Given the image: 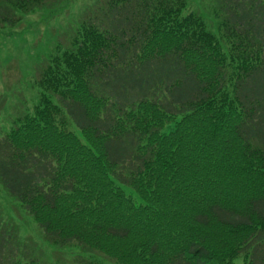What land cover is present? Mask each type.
Segmentation results:
<instances>
[{
  "label": "trees",
  "instance_id": "trees-1",
  "mask_svg": "<svg viewBox=\"0 0 264 264\" xmlns=\"http://www.w3.org/2000/svg\"><path fill=\"white\" fill-rule=\"evenodd\" d=\"M62 2L0 0V27ZM221 4L212 29L187 0H100L56 43L0 136V264H44L24 215L115 264H264V6Z\"/></svg>",
  "mask_w": 264,
  "mask_h": 264
},
{
  "label": "rangeland",
  "instance_id": "rangeland-1",
  "mask_svg": "<svg viewBox=\"0 0 264 264\" xmlns=\"http://www.w3.org/2000/svg\"><path fill=\"white\" fill-rule=\"evenodd\" d=\"M98 1L100 0H63L57 8L47 7L20 15L22 20L15 27H0V136L20 116L32 111L39 94V88L35 84L38 69L56 43L60 41L63 45L67 44L68 38L65 36L76 28L79 17ZM253 1L264 6V0ZM221 6V0H187L184 13L201 14L208 25L215 29L219 19L214 11ZM121 186L127 195L134 197L137 204L140 203L132 188L124 184ZM12 210L5 202L2 205L0 203V218L10 217L9 212ZM17 220L20 224L27 223V228H23V231L28 234L23 237L38 238L35 250L44 264H74V256L78 254L103 264H115L104 254L84 253L75 244L64 249L53 247L41 241V230L30 217L24 215ZM235 264H241V261L238 260Z\"/></svg>",
  "mask_w": 264,
  "mask_h": 264
}]
</instances>
